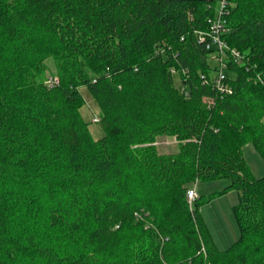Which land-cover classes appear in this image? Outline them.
Returning <instances> with one entry per match:
<instances>
[{"label": "trees", "instance_id": "trees-1", "mask_svg": "<svg viewBox=\"0 0 264 264\" xmlns=\"http://www.w3.org/2000/svg\"><path fill=\"white\" fill-rule=\"evenodd\" d=\"M225 2L230 94L197 41L215 1L0 0V264H264V175L243 157L264 160V0ZM217 180L238 194L224 250L186 201Z\"/></svg>", "mask_w": 264, "mask_h": 264}, {"label": "rangeland", "instance_id": "rangeland-1", "mask_svg": "<svg viewBox=\"0 0 264 264\" xmlns=\"http://www.w3.org/2000/svg\"><path fill=\"white\" fill-rule=\"evenodd\" d=\"M44 64L46 68L39 77V81L43 85L50 76L57 77L52 58L45 59ZM82 90L85 103L81 108V115L86 121L90 122L89 131L91 136L97 139L102 136V131L100 126L94 123L92 119L94 116L99 118L98 111L92 100L86 95L85 90ZM155 144L159 153H175L177 151V143L172 137L159 138ZM243 157L254 177L258 178L264 175V160L251 145L244 148ZM227 183V180H217L194 182L192 184V186L195 185L196 193L203 196L204 202L199 209L201 220L214 246L219 250L229 247L238 236V228L233 214L238 194L235 190L221 193Z\"/></svg>", "mask_w": 264, "mask_h": 264}, {"label": "built area", "instance_id": "built-area-1", "mask_svg": "<svg viewBox=\"0 0 264 264\" xmlns=\"http://www.w3.org/2000/svg\"><path fill=\"white\" fill-rule=\"evenodd\" d=\"M215 14L209 19L207 28L204 31L197 32V41L199 43L205 44V49L211 50L212 61L217 65L215 71L214 83L215 88L220 93H231V88L229 85H226L224 81L226 80V58L230 57L232 60L239 61L242 57L240 54L233 50L229 49L225 42L222 39V36L227 32V21H226V2L225 0H215ZM171 74H175L176 70L171 69ZM203 78V77H202ZM58 83L57 77L50 76L45 81V86L52 87ZM202 101L207 105L213 103V99L208 97H203ZM99 118L94 116L92 121L94 123L98 122ZM197 198V193L195 190V185L187 189L186 191V201L189 206Z\"/></svg>", "mask_w": 264, "mask_h": 264}, {"label": "water", "instance_id": "water-1", "mask_svg": "<svg viewBox=\"0 0 264 264\" xmlns=\"http://www.w3.org/2000/svg\"><path fill=\"white\" fill-rule=\"evenodd\" d=\"M169 1H173V0H169ZM178 1H198V2L211 3L215 0H178Z\"/></svg>", "mask_w": 264, "mask_h": 264}, {"label": "crops", "instance_id": "crops-1", "mask_svg": "<svg viewBox=\"0 0 264 264\" xmlns=\"http://www.w3.org/2000/svg\"><path fill=\"white\" fill-rule=\"evenodd\" d=\"M160 138H163V137H160ZM164 138H165V137H164ZM166 138H167V137H166ZM158 139H159V138H158ZM158 139H157V140H158ZM156 142H157V141H156Z\"/></svg>", "mask_w": 264, "mask_h": 264}]
</instances>
